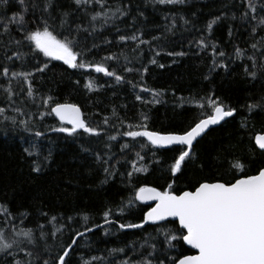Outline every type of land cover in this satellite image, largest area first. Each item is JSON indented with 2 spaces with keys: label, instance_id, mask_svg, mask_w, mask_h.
<instances>
[{
  "label": "trees",
  "instance_id": "obj_1",
  "mask_svg": "<svg viewBox=\"0 0 264 264\" xmlns=\"http://www.w3.org/2000/svg\"><path fill=\"white\" fill-rule=\"evenodd\" d=\"M254 3L256 11L248 8V0H183L176 4L104 0L103 7H77L73 0H54L50 9L56 18L53 30L63 35H68L67 29L73 30L79 41L74 50L83 54L78 63L81 59L103 62L108 71L122 77L120 81L94 67L70 68L43 54L17 59L14 53H30V42L24 46L9 43L22 38L23 30L16 24L9 25V34L0 29V72L5 65L10 69L8 77L0 75V108L5 109L0 115V205L12 217L0 210V229L8 240L22 241L20 247L24 248L20 251L14 245L0 252V264H13L14 259L59 264L58 257L73 238L77 242L69 249L67 264H139L144 259L152 264H172V260L192 254L182 239L171 241L169 247L164 232L157 231L173 230L169 235L182 236L174 231L179 226L173 220L134 229H120L119 225L143 222L151 205L134 199L139 187L178 195L194 190L197 182L231 180L264 168V153L253 141L264 132V24L259 23L264 18V0ZM43 4L44 0H26L27 11L22 12L18 0H7L0 6V17L22 12L31 29ZM116 8L124 15L113 16ZM62 12L69 13L64 29L60 28ZM96 12H106L107 22L104 15L90 22ZM213 20L216 23L209 30L207 25ZM76 25L88 31L76 34ZM133 35L138 39H130ZM237 49L242 51L239 57ZM110 55L116 59L103 60ZM11 72L32 75L25 81L23 76L12 77ZM252 72L255 76L249 74ZM9 81L15 93L10 101L4 91ZM89 82L94 85L92 90L85 87ZM209 97L220 101L226 110L234 109V114L196 140L191 156L175 174L171 165L185 146L157 149L143 137L123 135L145 128L160 134H182L211 114ZM45 98H51L50 105L43 103ZM56 103L78 106L83 120L99 134L82 129L73 135L54 131L69 127L50 114ZM250 104L259 106L249 110ZM37 132L42 135L36 136ZM137 153L143 159H138ZM236 160L245 165L244 173L229 171V162ZM134 164L145 170L135 171ZM37 166L39 171L34 170ZM106 211H110V223L100 226L105 223ZM13 226L16 231L31 229L33 242L15 236ZM77 232L84 235L77 236ZM26 252H32V257Z\"/></svg>",
  "mask_w": 264,
  "mask_h": 264
},
{
  "label": "snow or ice",
  "instance_id": "obj_2",
  "mask_svg": "<svg viewBox=\"0 0 264 264\" xmlns=\"http://www.w3.org/2000/svg\"><path fill=\"white\" fill-rule=\"evenodd\" d=\"M21 5L22 12L27 11L24 7L26 0H18ZM77 7H82L89 4H99L101 7L104 6V0H73ZM161 4H176L183 3V0H156ZM7 0H0V6L6 5ZM54 0H44L43 9L41 16L33 20L31 23L35 27L29 29L28 21L25 19L22 12L14 13L12 17H0V29L3 34H9V25L16 24L22 31L21 39L10 40L9 43H15L17 46H24V42H30L31 49L30 53H14L17 59H20L22 55H28L32 53L43 54L44 57H48L55 60L63 61L65 65L70 68H85L94 67L98 73H105L108 76H115L117 81L122 79L121 76L115 75L114 71H108V69L102 63H86L83 59L78 63V57L82 56V53H78L74 50L76 45L79 43L76 35L73 34L72 29H67L68 35H63L58 31H54L55 17L51 15L50 9L53 7ZM33 7L37 5L33 4ZM261 7H264L262 5ZM248 8L252 11H256V4L254 0H248ZM47 13V16L44 14ZM116 13L124 15V12L120 8H116L115 12L112 13L114 16ZM104 15L105 23L107 22V13L96 12L91 15V21L95 22L98 17ZM246 15V14H245ZM68 12L60 13V28L64 29L67 25ZM183 19V18H182ZM219 19V18H217ZM50 20L52 21L50 23ZM187 23V21H185ZM216 20L210 21L207 25L209 30L212 29L213 24ZM260 24H264V18L259 21ZM171 30V29H169ZM75 33L79 34L81 31H88L87 28H82L80 25H76ZM93 31H95V25L93 24ZM62 36V38H61ZM124 40L125 37H120ZM132 40L138 39L136 35L130 37ZM156 39V38H154ZM264 41V38H262ZM141 43H147L141 41ZM96 47V45H93ZM256 47L255 44L252 45ZM242 54L240 49L236 50V55L239 57ZM221 56L224 53H220ZM11 60L12 57H6ZM116 59L115 56H106L103 58L104 61ZM250 59H252L250 57ZM152 63H155L153 60ZM46 67V65H45ZM37 71H44V68H38ZM129 71H131L129 69ZM247 72V68L245 69ZM10 69L7 65L3 67V71L0 75L8 77ZM255 76V73H249ZM31 73L24 72H11L12 77L23 76L25 81L31 77ZM9 81V87L5 88L4 91L8 94L7 99L10 101L12 96L15 95ZM3 87V86H0ZM89 90H92L94 85L89 82L85 85ZM148 91V89H143ZM28 96L33 95V89L31 85L28 87ZM159 95V93H156ZM137 99H140L137 96ZM264 100V98H262ZM51 98L43 99L45 105H50ZM208 105L211 108V114L206 118L199 119L197 123L190 130L185 131L183 134H160L154 131L142 130L133 131L129 130L123 135L128 137H146L147 140L153 146H169V145H180L186 146V148L180 151L179 155L175 158L174 163L171 165V172L173 174L180 171L182 163L185 162L186 158L191 156V149L193 147V141L197 137L201 136L210 125H216L225 117H230L234 113V109H227L217 99L208 98ZM258 104H250L249 110L258 107ZM19 112V109H14ZM5 112L4 108H0V115ZM50 114H55L57 118L63 124L66 122L71 127L61 126L53 129L54 131L67 133L73 135L77 133L78 129H82L85 133L98 135L99 133L95 128L89 127L86 122L81 118L80 109L74 104L68 103H56L55 106H51ZM115 115V112H114ZM9 119V117H5ZM13 122L15 118L12 117ZM146 119V117H145ZM105 118V123H107ZM21 123H25L21 121ZM130 128L133 126H129ZM139 127H145L140 125ZM41 136L40 132L35 134ZM109 139H115V137H109ZM256 144L260 149H264V135H257ZM128 145H123L122 148H126ZM143 147V145L141 146ZM87 149H85L86 151ZM27 151V149H26ZM29 155H32L29 152ZM138 159H143L136 154ZM229 171L235 170L239 173H244L245 165L239 160L230 161ZM35 171H39L37 166ZM134 170L139 172L145 169L135 168ZM109 171L105 168V172ZM132 173H129L131 176ZM172 186L169 185V188ZM134 199L137 201H154L155 206L150 208L148 212L144 214L143 222L139 224H120L119 228H142L144 223L164 221L167 217H174L178 221L179 227L174 231L182 233V236L169 235V231L173 230H161L165 235V240L172 247L171 241L182 239L184 243L190 245L192 249L197 250L196 255H184L178 260H172V264H264V168H260L254 175H240L239 178L233 176L231 180L218 179L214 182H197L194 186V190L183 191L179 195L174 194L169 190L159 191L155 187L142 186L135 190ZM133 200L130 199L128 204L131 205ZM0 210L3 213L12 218L10 212L4 206L0 205ZM23 216V213H21ZM110 211L104 213L105 223H108V217ZM55 220V217L52 218ZM84 220L87 221L88 217L85 216ZM7 224L8 221H5ZM42 227V226H41ZM99 227V226H97ZM13 234L15 236L24 237L28 243L33 242V232L31 229H20L16 231L13 226ZM86 232L91 231L89 228H85ZM55 235V233H53ZM77 236H83V232H77ZM44 233L41 232V238ZM75 238L72 239V244H69L67 248L63 249V255L58 257L59 264H67L66 257L69 256V249L76 244ZM22 241L8 240L0 229V252L11 250L13 246L19 247L20 251H24L23 247H20ZM47 251V248L45 249ZM117 251V250H113ZM119 251H123L122 249ZM26 256L32 257V252H26ZM151 255V253H149ZM13 264H34V260L29 259L27 261H13ZM43 264H50L49 260H44ZM54 264V262H53ZM86 264V262H85ZM128 264V262H125ZM139 264H152V261L144 259ZM163 264V262H161Z\"/></svg>",
  "mask_w": 264,
  "mask_h": 264
},
{
  "label": "water",
  "instance_id": "obj_3",
  "mask_svg": "<svg viewBox=\"0 0 264 264\" xmlns=\"http://www.w3.org/2000/svg\"><path fill=\"white\" fill-rule=\"evenodd\" d=\"M63 104V103H62ZM68 104H71V103H68ZM78 107V106H77ZM79 108V107H78ZM80 109V108H79ZM80 112H81V110H80ZM234 114V113H233ZM53 116H54V118L58 121V122H60L61 123V121L59 120V118H57L56 116H55V114H53ZM81 118L83 119V117H82V113H81ZM227 118H229V117H225L223 120H221L218 124H216V125H210L209 126V128L208 129H206L205 130V132L204 133H202L201 134V136H199V137H197L196 138V140L197 139H199L200 137H202V135H204L211 127H215V126H218L222 121H224L225 119H227ZM62 124V123H61ZM64 125H66V126H69V127H71V125H69V124H67L66 122H64L63 123ZM190 130V129H189ZM169 134H176V133H169ZM183 134V133H182ZM257 135H264V132L263 133H260V134H257ZM257 135H255L254 136V145H255V147L258 149V150H260V151H262L263 153H264V149H260L259 148V146L256 144V140H255V138H256V136ZM146 141H147V143L149 144V145H151V143L147 140V138L146 137H143ZM196 140H194L193 141V145L195 144V142H196ZM152 147H154V148H157V149H166V148H169V147H171V146H180V145H169V146H163V147H161V146H153V145H151ZM186 147V146H185ZM179 195V194H178ZM138 202H140V203H144V204H150L151 206H150V208H152V207H154L155 206V202L154 201H138ZM150 208L146 211V212H148L149 210H150ZM145 212V213H146ZM143 220H144V217H143ZM165 220H173V221H175L176 223H177V225L179 226V224H178V221L176 220V218H174V217H167ZM108 223H110V222H108ZM108 223H103V224H101L100 226H102V225H105V224H108ZM149 223H152V222H147V223H144V225H146V224H149ZM99 226V227H100ZM124 229H134V228H124ZM184 243V242H183ZM184 245L192 252V254H189V255H196V254H198V252H197V250H195V249H192L191 248V246L190 245H187L186 243H184ZM182 258V257H181ZM180 259V258H179Z\"/></svg>",
  "mask_w": 264,
  "mask_h": 264
}]
</instances>
